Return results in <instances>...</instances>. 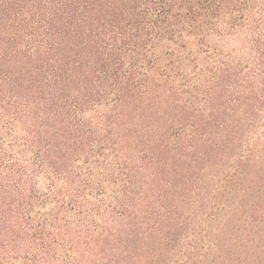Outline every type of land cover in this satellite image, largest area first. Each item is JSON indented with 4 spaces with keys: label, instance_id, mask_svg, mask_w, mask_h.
I'll list each match as a JSON object with an SVG mask.
<instances>
[{
    "label": "trees",
    "instance_id": "trees-1",
    "mask_svg": "<svg viewBox=\"0 0 264 264\" xmlns=\"http://www.w3.org/2000/svg\"><path fill=\"white\" fill-rule=\"evenodd\" d=\"M0 264H264V0H0Z\"/></svg>",
    "mask_w": 264,
    "mask_h": 264
}]
</instances>
